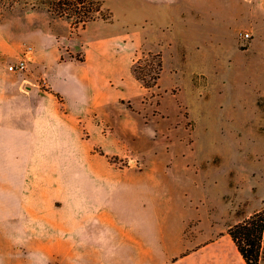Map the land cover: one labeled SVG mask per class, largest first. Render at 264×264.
Returning a JSON list of instances; mask_svg holds the SVG:
<instances>
[{
	"label": "crops",
	"instance_id": "1",
	"mask_svg": "<svg viewBox=\"0 0 264 264\" xmlns=\"http://www.w3.org/2000/svg\"><path fill=\"white\" fill-rule=\"evenodd\" d=\"M29 15L0 22L3 249L13 251L14 219L31 218L47 227L20 232L27 238L23 246L38 252L25 264H204L200 251L209 243L201 240L188 249L182 240L187 228L197 229L201 224V197L193 193L202 189L204 182L199 177L207 170L201 168L200 159L185 164L191 182L170 179L175 170L173 162L194 152L199 121L209 117L213 99L222 94L221 88L215 89L216 73L205 64L215 49L209 44L211 40H221V34L231 25L244 22L249 25L245 30L253 36L248 53L264 58V0H144L132 25L96 32L83 40L80 58L75 56L79 50L73 52L66 47L69 39L61 36L50 21L35 27L27 20ZM111 25L101 20L89 22L81 39L89 29L103 31ZM172 45L179 63L170 75L179 74L186 89L175 82L160 92L162 62L163 72L156 87L160 95L154 104L158 112L148 122L143 121V127L158 117L166 122L163 128L150 129L156 144L153 154L149 158L140 141L135 143V134L125 132L124 137H117L112 127L97 143L104 154L90 155L89 161L80 166L84 173L73 178V154L79 152L75 144L81 141V129L89 128L93 117L107 121L104 113L109 105L124 108L130 102L135 107L133 100L143 101L144 88L131 73L134 58L144 49L162 54ZM26 46L32 47V56L26 70L18 72L13 65ZM255 89L264 97V90ZM165 96L171 97L181 115L176 122L162 109ZM125 141L140 148L145 168L130 182L128 195L124 189L119 191L118 180L117 192L108 197L105 187L111 178L102 159L107 161L108 155L117 154L119 144ZM159 161L163 166L154 169ZM112 174L118 176L114 170ZM15 186L34 190L25 193L21 189L15 194ZM73 186L84 187L86 194H73ZM175 194L183 196L181 208L194 210L177 209ZM15 203L38 205L23 206L20 211L15 210ZM218 254L226 255L223 246L215 256ZM239 259L245 264L240 255Z\"/></svg>",
	"mask_w": 264,
	"mask_h": 264
},
{
	"label": "rangeland",
	"instance_id": "2",
	"mask_svg": "<svg viewBox=\"0 0 264 264\" xmlns=\"http://www.w3.org/2000/svg\"><path fill=\"white\" fill-rule=\"evenodd\" d=\"M100 1L105 6L102 14L104 16L111 14L112 19L110 21L99 20L113 25L103 31L89 29L83 39H81L83 34L81 29L72 31L68 20L53 18L42 10L17 6L14 10L6 12L0 8V22L22 19L25 13L30 14L27 20L34 22L35 27L50 21L61 36L69 39V43L65 46L71 47L73 52L79 50L75 56L80 58L83 54L81 47L83 40L92 38L96 32L104 33L109 29L120 28L123 24L132 25L137 15V9L144 0ZM248 27L249 25L244 22L235 23L221 34V40L217 39L216 41L214 38L215 40H211L212 43L208 42L215 49L211 52L210 58L205 59V64H209L210 71L216 73V76L213 77L215 89L221 88L222 94L213 99L214 103L212 102L210 106L209 117L206 119L202 117L199 121L194 135L196 142L194 152L186 159H174L175 170L174 174L170 176V179L191 182L192 177L186 171L185 164L197 163L203 159L201 168L207 171L199 178H202L204 185L199 192L193 193L194 197H201V224L197 229L192 226L187 228L182 244L188 249H193L195 244L201 240L209 243L200 251V256L204 258V264H241L238 252L228 235V230L238 221L264 208V97L255 89L256 87L264 90V58L257 53H248L253 36L246 46H241L237 31L250 33L245 30ZM131 29L133 28L131 27ZM235 34H237L236 42ZM216 37L218 38V35ZM149 53L152 55L157 52L144 49L134 59L140 60L139 71L143 70L144 80L151 84L153 73L150 70L151 57L148 56ZM161 57L164 76L160 83V92L175 82L186 89L183 86L184 80L179 74L176 77L170 75L172 68L177 67L179 63L174 45L165 49ZM197 61L202 62L203 60L198 59ZM73 71L76 72V70ZM253 89H255V93L252 92ZM159 95L156 87L144 89L143 101L133 100L132 103L135 107L130 102H127L124 108L118 105H109L104 113L107 121L93 117L95 119L91 122L90 127L81 129V141L75 144L79 152L73 154V178L80 177L84 173L79 169L89 161L90 155L104 154L97 143L100 142L102 134L112 127L117 137L119 135L124 137L125 132L129 135L135 134V143L140 141L141 149L145 150L150 158V154H153L156 146L150 129L163 128L166 126V122L158 120L160 119L158 117L157 120H152L148 127H143V121L148 122L150 116L158 112L154 104L159 100ZM162 109L167 111L172 122L178 121L181 117L174 101L169 96L163 98ZM184 113L185 111L181 109V114L184 115ZM134 130L136 133H133ZM138 150L140 148H135L131 142L125 141L119 144L117 154L108 155L107 161L102 159L109 168L111 178L108 188L105 187L106 196L115 194L118 188L119 191L124 189L125 195L130 193V182L132 183L134 176L145 168V155L140 154ZM64 157L68 158L69 156ZM154 165V169L163 166L160 161ZM151 167L152 162L149 160V168ZM113 170L118 174L117 177L113 176ZM163 178L166 176L163 175ZM118 180L120 186L117 188ZM21 189H24L25 193L34 190L31 187L15 186V194L19 193ZM98 189L101 190V188ZM76 192L82 195L86 194L84 187L73 186V194ZM175 195L177 209L186 212L194 210L189 207L181 208L183 196ZM28 205L38 204H14L15 210L20 211L23 210V206ZM66 211L69 213V209ZM44 212L46 213V210ZM46 227V224L41 220L15 218L14 243L11 253L10 250L6 252L3 249L5 234L4 227L0 225V264H25L26 260L37 257L38 252L27 250L23 246L22 242L27 238H23L20 232L24 228L41 231ZM221 246L225 249L226 255L215 256ZM46 257L48 258V256Z\"/></svg>",
	"mask_w": 264,
	"mask_h": 264
},
{
	"label": "trees",
	"instance_id": "3",
	"mask_svg": "<svg viewBox=\"0 0 264 264\" xmlns=\"http://www.w3.org/2000/svg\"><path fill=\"white\" fill-rule=\"evenodd\" d=\"M17 6L44 10L53 18L66 19L72 31L83 30L87 23L95 20L112 19L111 14H102L105 7L100 0H0V8L6 12ZM148 56L151 57L150 70L153 73L151 84L144 80L143 70L139 71V59L131 65V73L147 90L157 87L162 71L161 54L149 53ZM228 235L245 264H264V208L230 226Z\"/></svg>",
	"mask_w": 264,
	"mask_h": 264
},
{
	"label": "built area",
	"instance_id": "4",
	"mask_svg": "<svg viewBox=\"0 0 264 264\" xmlns=\"http://www.w3.org/2000/svg\"><path fill=\"white\" fill-rule=\"evenodd\" d=\"M252 35L249 32H240L238 34V40L241 43V46H246L249 41L251 40ZM32 56V47L26 46L24 48L23 54L20 57V59L13 65V69L18 72H24L27 68V64L30 61V58ZM3 59L0 58V62H2Z\"/></svg>",
	"mask_w": 264,
	"mask_h": 264
}]
</instances>
